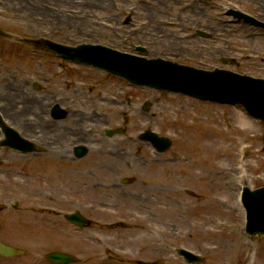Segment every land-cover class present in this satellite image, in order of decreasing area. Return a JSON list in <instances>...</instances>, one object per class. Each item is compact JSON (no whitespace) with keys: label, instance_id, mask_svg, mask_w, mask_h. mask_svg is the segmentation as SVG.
Segmentation results:
<instances>
[{"label":"rangeland","instance_id":"1","mask_svg":"<svg viewBox=\"0 0 264 264\" xmlns=\"http://www.w3.org/2000/svg\"><path fill=\"white\" fill-rule=\"evenodd\" d=\"M183 1L163 2L168 6L169 14L177 15L179 8L176 5L194 3L193 0ZM213 2L216 10L227 4L264 21V7L259 0ZM129 3L127 0L125 5L128 7ZM210 8L212 12V4ZM180 14V22L177 16V19L168 20L173 26L168 24L159 28L162 32L156 35L161 36L136 38L135 44L141 42L148 57L189 65L195 62L188 59L191 53L200 52L203 47L214 48L220 57L229 55L244 60L239 68H231L233 72L264 79V37L253 39L244 28L234 26L227 33H222L219 28L214 42H197L192 33L187 35L184 29L177 28L179 23L186 26V20L193 18L188 13ZM102 16L105 14L93 8L64 6L53 0H0V29L17 38L47 39L67 45L101 42L98 22ZM137 22L134 20L133 24ZM200 22L201 26L205 23L202 19ZM150 24H145L142 32L150 28L149 32L154 34L158 28H151ZM152 26L159 27V24ZM254 31L261 32L258 28ZM188 36L193 42L183 49H178L181 45L172 44L176 42L174 37ZM52 69L59 78L60 73L52 66V53L47 50L0 38V112L4 111L2 107L8 101L11 107L7 108V113L3 112L6 124L42 149L39 154L25 156L8 148L0 149V240H19L17 247L27 252L24 258L5 263L48 264L44 254L57 251L76 256V264H138L141 261L186 264L175 253L181 248L199 255L202 258L200 264H264V237L245 235L244 212L237 204L239 185L251 190L264 187L261 142L264 124L246 116L238 106H222L153 89L127 87L120 80L105 78L92 69L71 66L68 70L73 76L68 78V88L81 93V102L73 99L70 110L84 114L86 129L82 128L89 129L90 122L87 121L95 118L93 111L97 110L104 122L98 126L101 131L105 127L125 130L124 134L112 138L113 145L95 143L93 146V150L105 152L103 163L117 165V171L113 170L116 173L119 168L116 181L102 176V171L97 170L101 179L86 176L82 182H73L70 194L62 197L52 195V177L15 176L13 169L22 171V167L28 168L29 164L34 167L52 163L47 156L52 151L49 111L52 107ZM33 83L40 85V89L34 90ZM106 98L108 101L104 100ZM24 101L29 105L28 109H24ZM146 102L150 103L148 112L142 109ZM14 105L17 112L12 110ZM15 114L19 117L16 120ZM146 129L169 138L171 147L157 154L141 144L137 137ZM243 146L247 148V177L241 183L234 179ZM106 149L115 153L108 154ZM99 162L102 157L99 161L98 154V169L101 168ZM123 178L130 183L124 186ZM114 184L117 185L113 186L116 192H109L122 196L116 210L111 206V194L106 190ZM143 198L147 201L145 207L151 206L153 201V206L164 213L148 224L141 221V227L152 226L148 235L143 232L124 234L123 229L127 230L137 222L132 220V214L114 213L120 208L128 213L129 209L134 211L136 206H141ZM75 209L90 220L88 228L78 229L67 223L65 216ZM21 217L34 225L27 237L34 240V244L21 242ZM239 243L244 248L237 249ZM234 250L238 254L230 262Z\"/></svg>","mask_w":264,"mask_h":264},{"label":"water","instance_id":"2","mask_svg":"<svg viewBox=\"0 0 264 264\" xmlns=\"http://www.w3.org/2000/svg\"><path fill=\"white\" fill-rule=\"evenodd\" d=\"M239 19L253 21L250 17L234 13ZM264 26V25H263ZM0 37L10 36L0 30ZM53 50L61 57L73 61L93 64L98 68L107 70L115 75L124 77L134 85L148 86L158 90L174 91L200 99H206L230 104H241L247 112L264 121V81L251 79L246 76L234 75L228 72L216 71L214 74L200 73L192 68L179 66L160 59L129 60L116 54L115 59L105 56V49L98 46H79L76 48L57 45L47 41L43 46ZM200 74V75H199ZM211 76V77H210ZM147 109V105L144 106ZM0 120V124H1ZM1 126L6 131L7 140L3 143L20 151H33L36 148L26 142L10 128ZM142 139L150 140L159 151L167 149L168 140L160 139L150 132L143 134ZM244 206L247 213L246 232L251 236L264 235V188L244 193ZM70 223L78 226L88 225L78 214L67 216ZM3 255L12 254L8 249L0 246ZM187 263H198L200 257L186 250L177 251ZM47 258L56 264L72 263L75 259L66 254L53 253ZM140 264H151L141 262Z\"/></svg>","mask_w":264,"mask_h":264},{"label":"flooded vegetation","instance_id":"3","mask_svg":"<svg viewBox=\"0 0 264 264\" xmlns=\"http://www.w3.org/2000/svg\"><path fill=\"white\" fill-rule=\"evenodd\" d=\"M90 1V0H89ZM96 3L95 5H86L87 0H81L80 6L84 9L85 7L93 8L95 11H100L105 14L102 16V20H99V27H101V38L103 42H107V47H111L113 49H120L118 47L121 46V36L117 33L118 26L121 23V15L125 9H129L132 13V16L129 18V22H131L132 18L134 19H145L149 22H163L164 20H168L170 18H174L175 15L169 14L167 11L168 6L163 2L164 0H154L151 2H143L141 0H135L133 4L125 5V2H120L119 5L115 2V0H91ZM101 2L102 4L97 5V3ZM183 14H189L193 18L187 19L185 24L186 26H182L180 23V28L185 31H192L191 33L199 32L203 30L205 32L207 42L216 41V35L218 33V29L222 28V33H227L232 27V24H228L223 21H218L215 16V10L211 11L210 7L205 5L200 6L197 4H191L188 7H185L181 10ZM178 21L180 22V14H177ZM200 19L204 20L205 23L201 26ZM178 22V23H179ZM113 23L115 27H112ZM124 24V21H123ZM111 25V27H107ZM106 26V27H105ZM107 29L112 33H105L103 29ZM155 29V33L162 32L160 31V27ZM229 29V30H228ZM124 31V36H130L131 38H137L135 32L130 33L128 35L127 30ZM227 31V32H226ZM150 34V33H149ZM142 38H145L147 34H142ZM221 54V53H220ZM191 59L195 60V64L198 67L203 66L204 68L211 69L215 68L218 61H221L222 56L218 54V52L214 48L206 47L204 52L192 53ZM66 74V73H65ZM65 74L61 79H56L55 76L52 75V105H58L61 109H63V117L61 120H52V168L54 174H52V183L58 184V188L62 191L63 194L69 192L70 187L66 184L70 180L71 174L73 172V167H76L75 172L77 173H85L87 170L97 171L98 162L97 156L98 153L95 150H91L90 147L96 142L94 137L89 136L84 133L82 128L83 118L79 117L76 120H72L73 115L78 116L77 113H74L69 110V104L73 99L72 90L68 89L67 81L64 78ZM70 91V94L68 93ZM81 101V100H80ZM62 122L64 124L58 125V122ZM71 122L74 124L75 128H70L67 122ZM82 123V124H81ZM95 135V134H93ZM77 142H76V141ZM89 144V145H88ZM78 146H87L88 150H86L85 154L78 158L76 154V149ZM85 150V149H84ZM87 168V170H86ZM86 170V171H85ZM88 172V171H87ZM14 241H10L9 245H13Z\"/></svg>","mask_w":264,"mask_h":264},{"label":"bare ground","instance_id":"4","mask_svg":"<svg viewBox=\"0 0 264 264\" xmlns=\"http://www.w3.org/2000/svg\"><path fill=\"white\" fill-rule=\"evenodd\" d=\"M260 1V4H261V6H263L264 7V0H259ZM73 2V0H63V3H67V4H70V3H72ZM95 5L96 3H94V2H92L91 0L89 1V0H87V2H86V5ZM100 4H102L101 2H99V3H97V5H100ZM259 4V5H260ZM154 36H156V35H154ZM174 39L176 40V42L175 43H173V44H175V45H181L180 47H182V45H186L187 43H188V39L187 38H178V37H174ZM180 42V43H179ZM178 43V44H177ZM178 49H181V48H178ZM8 95H9V97H11V95L8 93ZM13 100H14V98H12ZM104 100H106V101H108V99L106 98V99H104ZM4 101V100H3ZM7 103L2 107L3 108V112H5V113H7L8 112V110H7V108H9V107H11V106H9V105H11V104H9L8 103V101H6ZM23 104H25V108L24 109H28V104L26 103V101H24V103ZM107 106H109V105H107ZM16 107L17 106H13L12 107V110L13 111H15V112H17L16 111ZM102 107H103V105H102ZM3 112L1 113L0 112V116L2 117V119L6 122V117H5V115L3 114ZM20 114H22L23 115V113H20ZM4 115V116H3ZM14 115V114H13ZM21 115V116H22ZM18 115H16L15 114V116H13L14 117V120H16V119H18L19 117H17ZM23 124H25L26 125V123H23ZM82 124V123H81ZM76 141V140H75ZM77 142V141H76ZM103 144L105 145L106 143H105V141L103 142ZM143 144V143H142ZM49 158H50V160L52 159V152H50L49 153V155H47ZM105 154H103L102 155V162H105L106 160V158H105ZM123 157H121V159H122ZM135 161H137V160H135ZM30 165V164H29ZM29 165H28V168L27 167H22V171H16L15 169H13L14 171H13V174L15 175V176H18V174L19 175H25V176H31V177H34V176H42L43 175V177L44 178H46V177H52V163H45V164H43V163H40L39 165H37V166H34V167H32V166H30L29 167ZM105 165V163H103V166ZM16 167V166H15ZM27 169V171H25ZM29 169V170H28ZM240 169H242V168H240ZM21 174H20V173ZM111 176V178H113L114 179V181H115V179H117L116 178V176H118L116 173H113L112 175H110ZM229 176V175H228ZM78 177L79 178H85V176L84 175H78ZM247 177V176H246ZM234 180H236V181H243V180H245V175L243 174V175H240V174H237L236 173V175H235V179ZM106 190L108 191V194H111L109 191H115L116 192V190H114L113 189V185H111V186H108L107 188H106ZM120 199H122V196L121 195H118L117 193L115 194V193H113V195L111 194V197H110V202H111V206L112 207H115L114 209L116 210L118 207H116V206H118V205H120V202H121V200ZM146 198H143V200H141L140 201V205L141 206H136V208L134 209V211H132L133 209H127L130 213H128V212H126L125 211V209L124 208H120L116 213H114V214H116V215H121V214H125V213H127V214H132L131 216H132V218H134V219H132V220H134V221H136L137 223H135L134 225H131V227H129L127 230L126 229H123V233L124 234H138L139 232H143V233H146L147 235L150 233V231H151V229L150 228H152V226H143V227H141V221L142 222H144L145 224L147 223H150V222H152L154 219H155V217L157 218V216L162 212V213H164V210H160V209H157V208H155L153 205H155V203L152 201V204H151V206H148V207H145L144 205H146V203L145 202H147L146 200H145ZM148 205V204H147ZM111 206H110V208H111ZM114 214H111V215H114ZM116 215H114V216H116ZM28 222H24L23 223V226L25 225V226H28ZM142 228V229H141ZM240 248H244L243 247V245L242 244H237V249H240ZM232 254V253H231ZM236 254H238V252H236L235 250L233 251V254H232V256H233V258H231L230 257V262H231V260L233 261V259H234V255H236Z\"/></svg>","mask_w":264,"mask_h":264}]
</instances>
